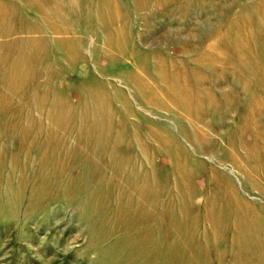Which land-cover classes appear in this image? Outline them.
I'll list each match as a JSON object with an SVG mask.
<instances>
[{
	"label": "rangeland",
	"instance_id": "obj_1",
	"mask_svg": "<svg viewBox=\"0 0 264 264\" xmlns=\"http://www.w3.org/2000/svg\"><path fill=\"white\" fill-rule=\"evenodd\" d=\"M263 155L264 0H0V264H264Z\"/></svg>",
	"mask_w": 264,
	"mask_h": 264
},
{
	"label": "bare ground",
	"instance_id": "obj_2",
	"mask_svg": "<svg viewBox=\"0 0 264 264\" xmlns=\"http://www.w3.org/2000/svg\"><path fill=\"white\" fill-rule=\"evenodd\" d=\"M176 89H177V88H176ZM180 94H181V93H180ZM183 96H185V95H182V97H183ZM182 97H181V100H183ZM179 103H180V102H179ZM182 103H183V102H182ZM251 109H252V108H251ZM246 125H247V124H246ZM243 147H244V146H243ZM243 147H242V148H243ZM252 147H253V146H252ZM233 149H234V148H233ZM249 152H250V151H249ZM248 155H249V154H248ZM263 157H264V155H263ZM261 166H264V160L261 162ZM262 249H263V248H262Z\"/></svg>",
	"mask_w": 264,
	"mask_h": 264
}]
</instances>
